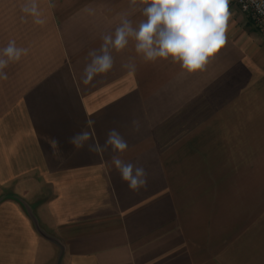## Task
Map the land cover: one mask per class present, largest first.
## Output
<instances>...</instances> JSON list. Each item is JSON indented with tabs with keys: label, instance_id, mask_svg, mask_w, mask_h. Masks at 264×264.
<instances>
[{
	"label": "crops",
	"instance_id": "crops-1",
	"mask_svg": "<svg viewBox=\"0 0 264 264\" xmlns=\"http://www.w3.org/2000/svg\"><path fill=\"white\" fill-rule=\"evenodd\" d=\"M24 2L0 0V49L28 50L0 80V264H264V32L235 0L204 70L146 62L130 37L88 84L89 53L146 19L139 2L39 0L42 25ZM111 129L147 172L139 192L111 146L88 150Z\"/></svg>",
	"mask_w": 264,
	"mask_h": 264
},
{
	"label": "clouds",
	"instance_id": "clouds-1",
	"mask_svg": "<svg viewBox=\"0 0 264 264\" xmlns=\"http://www.w3.org/2000/svg\"><path fill=\"white\" fill-rule=\"evenodd\" d=\"M137 2L142 6V15L146 19L138 27H133L131 20L125 17L116 28L114 36L107 34L102 37L99 54L96 51L89 53L92 59L84 69L83 83L88 84L96 75L109 72L114 64L111 50L120 52L125 49L130 37L136 42V52L142 54L146 62L171 59L189 74L204 70L210 58L227 43L230 0H131L133 5ZM257 7L261 10L259 5ZM22 12L31 16L35 24L45 23L39 0H25ZM27 51L26 48L17 47L14 40L0 49V80L8 79L5 69L11 63L20 61L22 56L27 55ZM87 123L91 129L94 122L89 120ZM133 124L137 125V122L133 121ZM91 139V131L81 130L70 137L68 142L75 150H80ZM49 143L54 150L53 155L59 156V141L50 138ZM109 146L114 153L112 162L128 188L133 192L146 188V170L119 158L118 153H123L128 143L116 129L108 132L103 146L95 142L87 144L89 152L106 151Z\"/></svg>",
	"mask_w": 264,
	"mask_h": 264
},
{
	"label": "built area",
	"instance_id": "built-area-1",
	"mask_svg": "<svg viewBox=\"0 0 264 264\" xmlns=\"http://www.w3.org/2000/svg\"><path fill=\"white\" fill-rule=\"evenodd\" d=\"M240 11L245 13L252 23L262 32H264V0H235ZM257 5L261 10H258Z\"/></svg>",
	"mask_w": 264,
	"mask_h": 264
},
{
	"label": "rangeland",
	"instance_id": "rangeland-1",
	"mask_svg": "<svg viewBox=\"0 0 264 264\" xmlns=\"http://www.w3.org/2000/svg\"><path fill=\"white\" fill-rule=\"evenodd\" d=\"M239 104V103H238Z\"/></svg>",
	"mask_w": 264,
	"mask_h": 264
}]
</instances>
